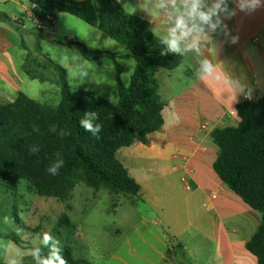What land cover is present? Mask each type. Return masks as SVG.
<instances>
[{"label": "crops", "instance_id": "crops-1", "mask_svg": "<svg viewBox=\"0 0 264 264\" xmlns=\"http://www.w3.org/2000/svg\"><path fill=\"white\" fill-rule=\"evenodd\" d=\"M117 1L128 14L147 21L159 38L168 37L169 9L158 10L159 0ZM239 3L228 0L236 15L223 19L227 36L218 30L214 45L202 44L199 53L184 50L182 43L183 63L173 71L157 73L165 104L164 126L148 135V144L136 142L117 153L128 171V165L135 170L141 167L137 181L141 201L154 219L126 210L117 226L97 230L94 256L88 255L91 261L85 256L91 264H258L246 245L261 215L234 194L213 168L219 148L212 132L237 127V105L264 97V0L251 11L241 10ZM30 8L26 0H0V13L10 20L0 21V105L13 102L20 93L28 96L24 91L28 79L45 80H32L26 73L30 52L22 18ZM236 36L239 40L233 43ZM205 59L227 74L220 72L221 79L215 81L203 71ZM146 172L155 180L154 187L147 183ZM196 207L214 213L215 220L197 217ZM73 226L75 250L90 252L82 239L86 234Z\"/></svg>", "mask_w": 264, "mask_h": 264}, {"label": "trees", "instance_id": "trees-1", "mask_svg": "<svg viewBox=\"0 0 264 264\" xmlns=\"http://www.w3.org/2000/svg\"><path fill=\"white\" fill-rule=\"evenodd\" d=\"M26 1L37 7L42 18L55 21L59 14H68L107 34L128 49L136 68L128 87L117 78L118 101L112 103L91 92L73 90L67 71L49 60L47 67L59 76L57 107L43 105L23 93L0 105V185L16 190L21 182H27L37 195L63 203L70 200L80 182L113 195L138 196L141 186L117 153L136 142L148 144V135L162 130L165 104L159 95L157 73L178 68L183 56L170 51L147 21L128 14L117 0ZM0 21L10 20L0 13ZM66 44L79 46L88 60L110 57L120 73L117 54L91 52L77 41ZM26 65L32 80L41 79L32 70L29 57ZM236 109L239 125L216 128L211 134L219 148L213 168L233 193L260 213L259 227L246 249L258 264H264V97L242 102ZM82 121L98 126L99 131L85 130ZM58 227L67 233L64 244L36 250L40 259L56 264L60 257L66 264H91L84 257H75L76 232L69 216L64 214ZM3 238L23 245L17 234Z\"/></svg>", "mask_w": 264, "mask_h": 264}, {"label": "rangeland", "instance_id": "rangeland-1", "mask_svg": "<svg viewBox=\"0 0 264 264\" xmlns=\"http://www.w3.org/2000/svg\"><path fill=\"white\" fill-rule=\"evenodd\" d=\"M22 19L27 31L24 39L30 52L28 57L31 68L40 78L45 79L44 82H32L28 79L24 91L29 97L53 108L59 105V76L54 69L47 67L50 60L67 71L73 90L88 91L117 103V78L120 77L123 85L128 87L136 68L135 60L124 45L68 14H59L49 26L48 32L37 30L28 14ZM76 41L91 52L104 50L117 54L120 73L110 57L101 56L98 61L88 60L79 46L66 44ZM128 169L131 177L140 181L141 167L136 166L135 170L128 165ZM146 174L147 183L150 182L154 187L155 180L149 172ZM143 203L140 194L135 197L113 195L105 189L89 188L84 182L76 186L67 203L37 195L27 182H21L16 190H7L0 185V264H40L42 259L36 250L64 244L67 233L58 227L64 214L86 234L82 239L90 247V252H85L86 254L75 250V257L94 256L96 231L117 226L126 210H135L137 217L147 216L148 219H154L153 212H146ZM253 212L260 217L257 211ZM195 213L197 217L206 220L216 218L214 213L201 211L199 207L195 208ZM9 234H17L23 245L18 246L3 238ZM46 234L51 237L48 241H45ZM73 239L76 243V233L73 234ZM88 260L91 261V258Z\"/></svg>", "mask_w": 264, "mask_h": 264}, {"label": "clouds", "instance_id": "clouds-1", "mask_svg": "<svg viewBox=\"0 0 264 264\" xmlns=\"http://www.w3.org/2000/svg\"><path fill=\"white\" fill-rule=\"evenodd\" d=\"M239 8L249 11L260 7V0H240ZM159 9H169L167 12L166 24L168 37L163 40L168 49L174 53L183 54L181 44L184 43L186 51L195 50L200 52L201 45L210 43L214 45L213 36L222 32L225 36L229 34L227 25L223 24V19H230L236 15L235 10H230L228 0H159ZM232 42L236 43L239 37H232ZM203 71L215 81H219L220 72L226 71L217 68L212 61L205 59L202 61ZM85 130L92 131L94 134L99 131V127L93 128L89 121H82ZM52 175H56V170H51ZM51 239L45 235V241ZM40 264H53L52 260H42ZM56 264H66L64 259L56 257Z\"/></svg>", "mask_w": 264, "mask_h": 264}, {"label": "built area", "instance_id": "built-area-1", "mask_svg": "<svg viewBox=\"0 0 264 264\" xmlns=\"http://www.w3.org/2000/svg\"><path fill=\"white\" fill-rule=\"evenodd\" d=\"M28 15L29 18L33 21L35 28L42 32H48L49 26L54 23L53 19L50 17L42 18L38 14V9L35 5H31Z\"/></svg>", "mask_w": 264, "mask_h": 264}]
</instances>
